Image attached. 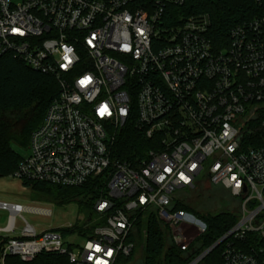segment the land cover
<instances>
[{
	"label": "built area",
	"instance_id": "2783aa9c",
	"mask_svg": "<svg viewBox=\"0 0 264 264\" xmlns=\"http://www.w3.org/2000/svg\"><path fill=\"white\" fill-rule=\"evenodd\" d=\"M253 2L255 15L220 44L210 15L183 11L186 0H0V58L58 86L9 177L61 188L105 180L80 243L21 217L45 211L0 202V264H129L149 217L185 252L206 226L174 205L205 184L238 205L219 239L223 264H264V0ZM130 126L147 146L125 155Z\"/></svg>",
	"mask_w": 264,
	"mask_h": 264
},
{
	"label": "trees",
	"instance_id": "16d2710c",
	"mask_svg": "<svg viewBox=\"0 0 264 264\" xmlns=\"http://www.w3.org/2000/svg\"><path fill=\"white\" fill-rule=\"evenodd\" d=\"M183 11L188 14L208 13L211 35L215 42L221 44L227 42L228 32L233 26L255 15L257 7L253 0H186ZM57 94L58 86L52 78L31 70L11 55L0 58V178L8 177L16 170L22 157L12 145L28 149L32 131L41 124L48 105ZM15 113L18 114L17 117L13 115ZM126 132L125 138L118 145L123 154L130 155L147 146L133 126L128 127ZM104 182L100 177L77 188L28 183H23V186L31 187L36 193L46 196V200L58 205H67L73 201H85L89 204L102 195ZM174 209L186 210L197 216L206 226L205 233L187 251L182 252L169 240L154 217H149L146 221L140 220L136 224L132 240L135 242L136 253L142 243L143 231L145 232L142 264H190L238 221L237 211L201 214L194 207L179 203L174 205ZM91 215L92 211L89 216ZM82 232L87 234L83 228L80 233ZM222 248L223 246L216 248L198 264H223ZM134 256L135 254L124 261L130 262ZM50 258L42 255L32 264H49Z\"/></svg>",
	"mask_w": 264,
	"mask_h": 264
},
{
	"label": "rangeland",
	"instance_id": "374dc122",
	"mask_svg": "<svg viewBox=\"0 0 264 264\" xmlns=\"http://www.w3.org/2000/svg\"><path fill=\"white\" fill-rule=\"evenodd\" d=\"M15 117L17 113L13 114ZM12 147L22 157L29 154L27 148H22L17 144ZM187 205L201 214H215L222 211L238 212L237 201L221 187L202 185L193 191H184ZM46 196L36 193L31 187L25 188L20 180L13 177L0 178V202L8 204H18L27 208H35L45 212L33 213L23 212L21 217L25 222L35 227L38 232L57 229L66 238V241L80 243L83 237H80V231L87 221L89 214L94 206L92 200L89 204L85 201H73L67 205H58L53 201L46 200ZM8 212L0 210V228L7 224ZM23 221L17 217L16 225L22 227ZM72 226V228H69ZM68 231L70 233H68ZM144 242L140 244V250L137 249L136 255L129 264H142V249ZM21 264V263H18Z\"/></svg>",
	"mask_w": 264,
	"mask_h": 264
},
{
	"label": "water",
	"instance_id": "95a60500",
	"mask_svg": "<svg viewBox=\"0 0 264 264\" xmlns=\"http://www.w3.org/2000/svg\"><path fill=\"white\" fill-rule=\"evenodd\" d=\"M221 243V240H219L217 243H215L212 247H210L207 252L204 254V256H207L210 252H212L214 249H216Z\"/></svg>",
	"mask_w": 264,
	"mask_h": 264
}]
</instances>
